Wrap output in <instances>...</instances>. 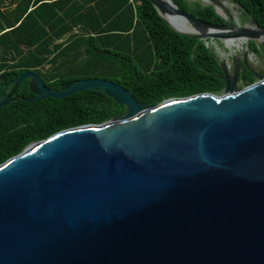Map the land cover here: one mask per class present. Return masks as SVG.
<instances>
[{
    "label": "water",
    "instance_id": "obj_1",
    "mask_svg": "<svg viewBox=\"0 0 264 264\" xmlns=\"http://www.w3.org/2000/svg\"><path fill=\"white\" fill-rule=\"evenodd\" d=\"M150 1L181 34L245 38L264 52V27L253 16L250 26L228 22L221 0L206 5L226 24L174 0ZM167 15L196 32L177 30ZM217 59L224 90L153 105L107 78L54 89L28 70L8 81L0 109L91 90L126 112L58 131L0 164V264H264V76L247 53ZM243 65L256 81L240 86ZM26 79L33 97L17 94Z\"/></svg>",
    "mask_w": 264,
    "mask_h": 264
},
{
    "label": "trees",
    "instance_id": "obj_2",
    "mask_svg": "<svg viewBox=\"0 0 264 264\" xmlns=\"http://www.w3.org/2000/svg\"><path fill=\"white\" fill-rule=\"evenodd\" d=\"M231 1L264 27V0ZM174 2L206 22L226 24L213 5ZM168 21L191 33L176 17ZM249 44L260 54L256 42ZM28 70L54 89L75 79L107 78L133 89L146 105L225 87L215 49L174 30L150 0H0V96L8 81ZM31 88L26 79L17 94L33 97ZM125 112L107 94L91 90L6 105L0 109V164L58 131Z\"/></svg>",
    "mask_w": 264,
    "mask_h": 264
},
{
    "label": "rangeland",
    "instance_id": "obj_3",
    "mask_svg": "<svg viewBox=\"0 0 264 264\" xmlns=\"http://www.w3.org/2000/svg\"><path fill=\"white\" fill-rule=\"evenodd\" d=\"M187 1L190 2L191 4H194L195 2H199L202 5H206L203 3L202 0H187ZM221 1H224V0H221ZM227 1L234 4L232 9H231V7H229V10L231 11V13L233 15V20L228 19V22L237 23L239 26L251 25V17L249 15L245 14L243 9L237 3H235L231 0H227ZM220 43H222V44H220ZM206 44L215 49L218 57L221 60H229L231 53H234L236 51L234 49L231 50L230 48H232V47H230V48L227 47V45L225 44L224 38L223 39L209 40V41H207ZM258 50H259V52H261L260 47L258 48ZM244 53L248 54L249 63H251L253 65L255 64L256 66H258V63H259L258 52L255 53V52L251 51L250 48L248 47V42L244 43V48L242 50H237V52H235V54L237 56H239V55L242 56ZM239 85L243 86L241 83H239Z\"/></svg>",
    "mask_w": 264,
    "mask_h": 264
},
{
    "label": "flooded vegetation",
    "instance_id": "obj_4",
    "mask_svg": "<svg viewBox=\"0 0 264 264\" xmlns=\"http://www.w3.org/2000/svg\"><path fill=\"white\" fill-rule=\"evenodd\" d=\"M258 58H259V63H258V66H256L255 64H251L249 63L248 61V66L249 68L254 72L256 73L257 75L259 76H264V52L263 53H260L258 54ZM229 63H231V59L229 60ZM248 69L246 66H242V69H241V72H240V76H239V83H241L243 86L244 85H247V84H251V83H254L256 81V78L255 80L252 82L249 80V78L251 77V75L254 76L253 72ZM231 70V69H230ZM221 75H223V72L218 74V76L220 77ZM255 77V76H254ZM221 78V77H220ZM222 79V78H221ZM223 80V79H222ZM238 83V84H239ZM62 87V86H61ZM60 87V88H61ZM225 88V87H224ZM224 90V89H223Z\"/></svg>",
    "mask_w": 264,
    "mask_h": 264
},
{
    "label": "bare ground",
    "instance_id": "obj_5",
    "mask_svg": "<svg viewBox=\"0 0 264 264\" xmlns=\"http://www.w3.org/2000/svg\"><path fill=\"white\" fill-rule=\"evenodd\" d=\"M204 4H209L210 3V0H202ZM223 5L227 8L231 7V9L233 8L234 4L228 2L227 0H224L222 1ZM218 10L224 14V9H223V6L219 5V4H216ZM167 20L169 17H176L191 33H195L196 32V29L194 28L193 25H191L184 17H181V16H177V15H167ZM237 17V16H236ZM169 22V21H168ZM170 23V22H169ZM173 26V25H172ZM250 26V25H249ZM174 27V26H173ZM177 29V28H176ZM179 30V29H177ZM181 31V30H179ZM183 32V31H181ZM186 33V32H184ZM222 44V43H220ZM225 44L227 45V47H239L241 49L244 48V45H240L238 43H233V42H229L225 39ZM224 54V53H223ZM250 54V53H249ZM221 55V54H220Z\"/></svg>",
    "mask_w": 264,
    "mask_h": 264
}]
</instances>
